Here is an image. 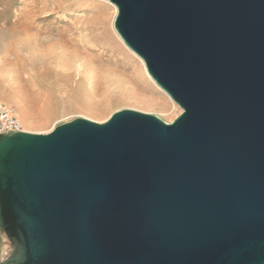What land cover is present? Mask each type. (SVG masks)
Here are the masks:
<instances>
[{"label": "water", "instance_id": "obj_1", "mask_svg": "<svg viewBox=\"0 0 264 264\" xmlns=\"http://www.w3.org/2000/svg\"><path fill=\"white\" fill-rule=\"evenodd\" d=\"M181 109L0 140V264H264V0H108Z\"/></svg>", "mask_w": 264, "mask_h": 264}, {"label": "rangeland", "instance_id": "obj_2", "mask_svg": "<svg viewBox=\"0 0 264 264\" xmlns=\"http://www.w3.org/2000/svg\"><path fill=\"white\" fill-rule=\"evenodd\" d=\"M115 15L108 0H0V101L24 130L102 123L122 109L166 122L181 113L119 38Z\"/></svg>", "mask_w": 264, "mask_h": 264}, {"label": "built area", "instance_id": "obj_3", "mask_svg": "<svg viewBox=\"0 0 264 264\" xmlns=\"http://www.w3.org/2000/svg\"><path fill=\"white\" fill-rule=\"evenodd\" d=\"M25 131L17 110L0 101V136L7 137L16 132Z\"/></svg>", "mask_w": 264, "mask_h": 264}, {"label": "crops", "instance_id": "obj_4", "mask_svg": "<svg viewBox=\"0 0 264 264\" xmlns=\"http://www.w3.org/2000/svg\"><path fill=\"white\" fill-rule=\"evenodd\" d=\"M8 247H9V243L3 233L2 226H1V219H0V262L3 259Z\"/></svg>", "mask_w": 264, "mask_h": 264}, {"label": "bare ground", "instance_id": "obj_5", "mask_svg": "<svg viewBox=\"0 0 264 264\" xmlns=\"http://www.w3.org/2000/svg\"><path fill=\"white\" fill-rule=\"evenodd\" d=\"M118 35V34H117ZM120 38V37H119ZM148 74V73H147ZM150 77V76H149ZM8 252V251H7ZM7 252H6V254H7Z\"/></svg>", "mask_w": 264, "mask_h": 264}]
</instances>
